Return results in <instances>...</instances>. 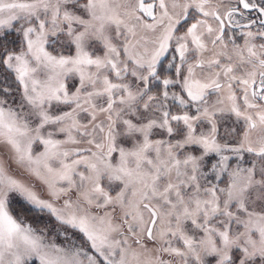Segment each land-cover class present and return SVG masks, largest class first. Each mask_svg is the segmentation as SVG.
<instances>
[{
  "label": "snow or ice",
  "instance_id": "snow-or-ice-1",
  "mask_svg": "<svg viewBox=\"0 0 264 264\" xmlns=\"http://www.w3.org/2000/svg\"><path fill=\"white\" fill-rule=\"evenodd\" d=\"M0 264H264V0H0Z\"/></svg>",
  "mask_w": 264,
  "mask_h": 264
}]
</instances>
